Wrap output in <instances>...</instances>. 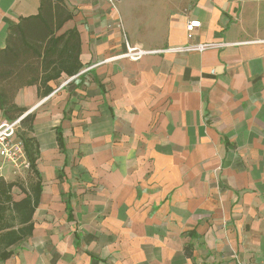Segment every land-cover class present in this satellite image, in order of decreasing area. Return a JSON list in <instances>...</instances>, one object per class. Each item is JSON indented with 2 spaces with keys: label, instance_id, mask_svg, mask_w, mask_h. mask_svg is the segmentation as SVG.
Segmentation results:
<instances>
[{
  "label": "crops",
  "instance_id": "crops-1",
  "mask_svg": "<svg viewBox=\"0 0 264 264\" xmlns=\"http://www.w3.org/2000/svg\"><path fill=\"white\" fill-rule=\"evenodd\" d=\"M123 1H48L49 23L70 16L55 37L77 33L82 67L14 96L31 110L16 139L36 173L27 190L8 170L0 181L14 202L41 192L32 233L0 242V264H264V0H164L149 27L124 22ZM42 2L0 0V51ZM126 40L155 53L111 59ZM13 215L0 233L21 227Z\"/></svg>",
  "mask_w": 264,
  "mask_h": 264
},
{
  "label": "trees",
  "instance_id": "trees-1",
  "mask_svg": "<svg viewBox=\"0 0 264 264\" xmlns=\"http://www.w3.org/2000/svg\"><path fill=\"white\" fill-rule=\"evenodd\" d=\"M43 0L41 16L30 18L13 29L8 39V45L0 51V110L2 116L8 120H15L26 113L25 108H20L14 103V96L20 88L27 85L37 84L39 81L47 82L58 78L61 73L74 75L82 67L79 62L80 42L77 33L71 32L68 38L66 35L55 37V33L61 28L63 21L70 16L64 15L61 10L58 23H49L48 3ZM33 29L35 42L27 39L28 32ZM17 35V36H14ZM44 44L46 46L44 47ZM44 47V48H43ZM41 82V83H42ZM33 117L27 115L21 122L23 126L32 125ZM59 144L62 145V138L59 134ZM28 151L31 170L36 173V158L33 153V144L30 140L25 141ZM14 184H7L0 181V221L5 219L8 210L13 211L12 220H16L21 227L18 230L12 229L9 224V231L0 233V242L7 247L17 243L32 233V218L38 205L41 192L39 183L33 188V195L20 202H14L10 191ZM0 229H5L1 226ZM11 252H4L0 261L9 258Z\"/></svg>",
  "mask_w": 264,
  "mask_h": 264
},
{
  "label": "built area",
  "instance_id": "built-area-1",
  "mask_svg": "<svg viewBox=\"0 0 264 264\" xmlns=\"http://www.w3.org/2000/svg\"><path fill=\"white\" fill-rule=\"evenodd\" d=\"M106 2L112 11H118V3L121 0H102ZM121 24V21H120ZM201 22L198 20H191L187 24L188 38L194 37L195 31L201 28ZM213 44H194L176 48H168L163 50V53H189L198 52L203 53L207 49L214 47ZM155 53L153 51H144L136 47H132L128 40L125 41V52L113 57L129 58L133 61L140 60L144 55ZM31 113V110L23 114L15 120H8L0 116V176H4L8 170L14 175H21L31 170V163L27 156L25 143L22 140H17V132L21 127L22 120Z\"/></svg>",
  "mask_w": 264,
  "mask_h": 264
},
{
  "label": "rangeland",
  "instance_id": "rangeland-1",
  "mask_svg": "<svg viewBox=\"0 0 264 264\" xmlns=\"http://www.w3.org/2000/svg\"><path fill=\"white\" fill-rule=\"evenodd\" d=\"M196 0H170L175 6V4L183 3L185 7H192ZM122 15L124 22L127 20H132L133 27L137 24H143L145 27H149L151 22L157 21L163 18L164 7H166L164 0H124L123 2ZM175 14L178 10L174 7ZM139 22V23H138ZM146 30V29H145ZM30 172V173H29ZM14 175V174H12ZM31 175V170L28 171V174L23 173L20 176L14 175L10 179L17 182V184L23 188H31V180L33 179ZM10 180V181H11ZM15 196L21 194L19 189L14 190Z\"/></svg>",
  "mask_w": 264,
  "mask_h": 264
}]
</instances>
